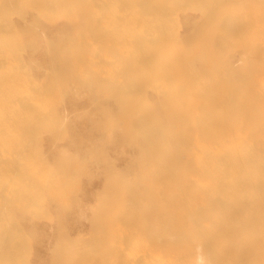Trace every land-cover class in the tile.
I'll return each instance as SVG.
<instances>
[{
  "label": "rangeland",
  "instance_id": "obj_1",
  "mask_svg": "<svg viewBox=\"0 0 264 264\" xmlns=\"http://www.w3.org/2000/svg\"><path fill=\"white\" fill-rule=\"evenodd\" d=\"M0 264H264V0H0Z\"/></svg>",
  "mask_w": 264,
  "mask_h": 264
},
{
  "label": "bare ground",
  "instance_id": "obj_2",
  "mask_svg": "<svg viewBox=\"0 0 264 264\" xmlns=\"http://www.w3.org/2000/svg\"><path fill=\"white\" fill-rule=\"evenodd\" d=\"M58 138V137H57Z\"/></svg>",
  "mask_w": 264,
  "mask_h": 264
}]
</instances>
